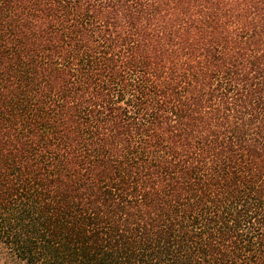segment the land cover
I'll return each instance as SVG.
<instances>
[{"label": "trees", "instance_id": "1", "mask_svg": "<svg viewBox=\"0 0 264 264\" xmlns=\"http://www.w3.org/2000/svg\"><path fill=\"white\" fill-rule=\"evenodd\" d=\"M51 2L5 0L0 7V241L13 264H229L213 260L207 246L217 225L236 237L233 264H245L244 256L258 264L256 253L264 254L257 227L264 211L259 21L245 24L237 13L238 20L221 23L206 11L213 0H131L139 13L132 22L127 17L136 12L113 9L116 17L97 26L109 40L114 32L138 31L125 36L123 46L93 41L106 62L122 66L132 51L128 44L156 52L183 78V94L199 80L193 70L203 74L205 53L213 48L214 58L231 66L212 74V94H202L198 109L203 115L166 101L137 128L140 88L129 81L119 90L117 77L105 85L104 100H93L97 90L76 79L78 66L93 59L68 51L80 22L70 10L57 15L40 8ZM98 2L111 6L112 0ZM88 91L93 95L80 102ZM208 110L222 117L213 120ZM105 114L139 137L123 158L111 147H93L104 139ZM169 142L179 163L158 169L149 150L167 155ZM214 161L219 179L211 186L227 193L215 206L202 183Z\"/></svg>", "mask_w": 264, "mask_h": 264}, {"label": "clouds", "instance_id": "2", "mask_svg": "<svg viewBox=\"0 0 264 264\" xmlns=\"http://www.w3.org/2000/svg\"><path fill=\"white\" fill-rule=\"evenodd\" d=\"M4 4L5 0H0V7H3ZM141 7L148 9L149 5L142 3ZM40 8L51 10L57 15L63 14L60 11L61 9L64 11L70 10L72 15L77 17V20L80 22V32L75 38L73 49H68V51L72 52L78 59L85 56H91L93 59V63L89 67L78 66L79 74L76 78L86 90L89 88V85L97 90L93 100L96 98L104 100L108 95L105 91V85H109L110 87V81L115 80L117 77L123 80V83L119 85V90H126L129 81L140 88L143 102L140 105L141 111L136 124L137 128L144 127L147 122L146 118L156 110L159 103H165L166 101H172V107H186L193 116L203 115L198 109L202 104V94H212V74L223 72L225 67H231L230 65H226L222 60L214 58L212 53L215 50L213 48L211 52L205 53L203 74H201L199 69L193 70L194 74L199 77V80L194 81L193 87L186 94H183L180 92V89L184 87L183 78L174 72L170 66L166 68L162 62H159L158 53L142 48L137 49L128 44L127 47L131 48L132 51L126 52L123 61H121L122 66H117L115 62H106V57L101 55L98 45L93 43V41H99L101 44L105 41L112 43L113 40H119L121 46H123L124 37L131 36L132 32L138 31L136 27H133L131 32L127 30H124L122 33L114 32L112 34L113 39L109 40L102 29L97 27L98 25H102L104 20L116 17V11H113V9L118 11L127 9L131 12H136L137 15H129L127 17L129 22L135 21L139 13L137 9L131 7V0L128 5L116 4L115 0H112L111 6L107 3L101 4L98 0H79V3L76 0H72L70 9L67 0H60L59 4H56L55 0H52L51 3H41ZM102 8L104 11H100ZM206 11L217 17H222L221 23L223 20L232 23L239 19L237 13H242L243 17L246 18L243 23L246 24L255 17L256 21H259L260 27L264 28V0H259V3L243 4L240 3V0H213V3L207 6ZM89 13L91 14V18L88 17ZM12 14L15 15V12ZM129 26L131 27V23ZM251 27H255V25L253 24L245 30L250 32ZM101 36L104 37L103 40L100 39ZM260 38L264 40V33H261ZM208 47L211 48L210 45ZM77 48L78 51H74ZM261 49L264 51V44L261 45ZM259 71L260 79L264 81V60L259 65ZM121 73H123V76H121ZM188 79H191V77ZM85 81L87 83H84ZM93 81L95 83H92ZM137 94L139 95L140 93ZM92 95L91 91H88L87 96L81 93L80 102L86 101L88 96ZM206 95L204 98H206ZM208 116L215 120L222 117V114L214 110H208ZM258 123L264 126V116H262ZM242 126L246 125L242 122ZM152 131L154 132L155 128ZM101 135L104 139L93 144V147L99 149L111 147L112 152L120 158H123L128 151H131L139 139V137L134 138V133H131L118 117H108L107 114H105L104 122L101 124ZM261 150H264V144H262ZM165 151L168 152L167 155L159 150H156L154 153L151 149L149 150V160L154 161L158 169L169 166L175 167L179 163L177 160L178 152L174 149L172 142H169V148L165 149ZM216 163L214 161L213 166L208 168L207 175L202 181L207 186V190L214 200L213 206L216 203H223L227 195L223 187L219 185L216 187L211 186L215 180L219 179L214 171ZM150 170L155 172V169ZM201 175L205 174L202 173ZM153 179H155V176ZM163 186L161 185V187ZM228 203H231V200ZM257 227L260 229L258 239L264 240V211L261 212V224L257 225ZM217 228L219 231L214 234V239L207 245L211 257L213 260L226 258L229 264H233L235 260V246L232 245L231 241L236 239V237L231 231L224 229L221 225H217ZM0 249H4L0 251V264H13L8 250L4 248L3 241H0ZM256 256L258 257V264H264V254L257 252ZM242 259L245 261V264H254L247 256L242 257Z\"/></svg>", "mask_w": 264, "mask_h": 264}, {"label": "rangeland", "instance_id": "3", "mask_svg": "<svg viewBox=\"0 0 264 264\" xmlns=\"http://www.w3.org/2000/svg\"><path fill=\"white\" fill-rule=\"evenodd\" d=\"M4 249H0V251H3ZM11 259V258H10ZM14 263V262H13Z\"/></svg>", "mask_w": 264, "mask_h": 264}]
</instances>
